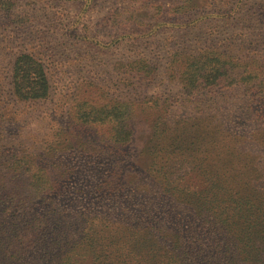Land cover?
Listing matches in <instances>:
<instances>
[{
  "label": "trees",
  "instance_id": "1",
  "mask_svg": "<svg viewBox=\"0 0 264 264\" xmlns=\"http://www.w3.org/2000/svg\"><path fill=\"white\" fill-rule=\"evenodd\" d=\"M179 1L170 9L172 15L197 10L208 12L207 16L223 15L219 7L207 9L209 0ZM15 4L16 0H0L4 28L22 21L23 16L19 20L12 11ZM148 9L151 7L143 6L142 10ZM153 10L155 24L120 38L149 36L173 26L161 21L158 9ZM124 11H117L115 16L118 19V15L129 14L119 19L120 23L131 19L135 25H145L136 20V14ZM244 50L237 46L228 52L220 45L194 52L185 47L171 50L165 74L179 82L182 95L175 114L170 106L176 103L168 96L125 98L123 93L111 92L99 83L80 84L81 101H76L69 112L74 124L96 127L107 138L102 136V140L120 147L131 143L139 124H146L147 155L141 164L145 168L139 171L143 179L140 188L133 189L131 176L136 173L130 175V166L113 167L100 177L97 186L111 197L117 214L110 211L108 215L86 216L79 211L72 217L63 216V210L55 204L50 208L45 197L55 191L60 177L73 173L74 166H60L55 180L48 179V172L39 167L28 175L29 179L23 176L15 180L29 170L28 163L35 156L27 154L24 168L8 163L0 170V216L4 218L0 219V264H264V173L247 165L260 159L256 152L250 153L256 140L251 134H239L242 127L250 131L257 120L251 113L264 64L242 53ZM157 70V65L140 56L115 63L110 80L128 90L136 80L152 81ZM9 83L12 94L22 101L45 99L50 90L46 66L29 52L14 57ZM241 84L246 98L231 107L233 118L225 117L223 127L212 119L203 126L187 122L193 115L209 118L207 114L218 111L210 100L214 97L206 95L217 86L231 91ZM195 95H202V99H193ZM229 124L233 126L228 128ZM69 125L72 128V123ZM68 133L74 136L72 131ZM67 145L81 146L72 140ZM98 155L101 158V153ZM234 161L245 163L239 166ZM115 177L126 181L121 183ZM96 200L90 198L92 208ZM11 216H17L15 221H5ZM109 222H119L124 228H95V224ZM76 224L81 229H75Z\"/></svg>",
  "mask_w": 264,
  "mask_h": 264
},
{
  "label": "rangeland",
  "instance_id": "2",
  "mask_svg": "<svg viewBox=\"0 0 264 264\" xmlns=\"http://www.w3.org/2000/svg\"><path fill=\"white\" fill-rule=\"evenodd\" d=\"M209 1L207 9L219 7V13L223 15L207 16L208 12L206 14L201 10L172 15L170 9L179 0H140L134 3L122 0H16L12 11L19 15V20L22 15V21L8 28L0 23V170L5 169L8 163L19 164L24 168L28 155L35 156L28 163L29 170L17 175L15 180L23 176L29 179L28 175L36 167L46 170L47 178L55 180L60 166H74L73 173L67 178L60 177L55 191L45 197L49 207L55 204L56 208L63 210V216L70 217L79 211L86 216L108 215L113 211L111 197L98 190L97 181L113 167L126 169L130 166V175L136 173L131 176L134 177L133 189L140 188L143 179L139 171L145 168L141 164L147 155V126L145 123L139 124L131 143L120 147L102 140L105 137L102 130L74 124L69 112L76 101H81L82 90L79 85L92 81L104 85L111 92L123 93L125 98L168 96L172 103H176L174 107L170 106L172 114H175L180 105L178 102L182 101L180 84L165 74L169 53L175 47H185L194 52L208 45L214 48L220 45L229 52L239 46L245 49L242 53L252 55L264 64V22L261 21L264 19V0ZM143 6H150L151 9L142 10ZM153 9L160 11L162 22L173 26H166L149 36L120 38L126 33L147 30L146 27L155 24L157 17ZM124 10L136 14V20L145 25H135L131 19L120 23L119 19H125L129 14L118 15V19L115 16L117 11L126 13ZM21 52L34 54L46 66L50 90L45 99L22 101L12 94L9 67L14 57ZM140 56L157 65L155 78L152 81L136 80L135 86L128 90L118 88L117 82L110 80L113 65ZM260 79L262 83L256 92L254 111L251 113V117H257V120L252 122L250 131L242 127L239 134H251L252 139L256 140L250 146V153L256 152L259 162L253 160L247 165L264 173V74ZM221 86H217L213 93L206 94L214 97L210 100L219 112L207 114L209 118L193 115L187 122L203 126L209 121L207 119H212L223 123V127L225 117L233 118L235 111L231 107L238 101L244 102L246 98L241 89L243 85L231 91L222 90ZM220 93L223 94L222 98H219ZM193 99H202V95H195ZM71 123L72 128L69 125ZM233 124L226 126L229 128ZM68 131H72L74 136ZM71 140L81 146L69 147L67 143ZM121 153H127L128 156H122ZM87 161L89 166H86ZM238 162L235 163L239 166L245 163ZM114 180L121 183L126 181L121 177H115ZM91 197L97 198L93 208L89 202ZM113 213L117 214L118 211ZM16 217H5V221L11 223ZM0 219L4 218L0 216ZM114 226L124 228V224L119 222L95 224L97 230L113 229ZM74 228L81 229L77 224Z\"/></svg>",
  "mask_w": 264,
  "mask_h": 264
}]
</instances>
